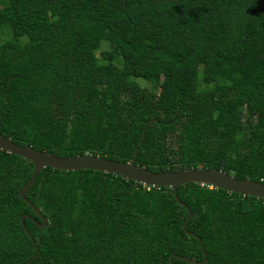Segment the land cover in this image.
I'll return each instance as SVG.
<instances>
[{
  "label": "trees",
  "instance_id": "obj_1",
  "mask_svg": "<svg viewBox=\"0 0 264 264\" xmlns=\"http://www.w3.org/2000/svg\"><path fill=\"white\" fill-rule=\"evenodd\" d=\"M0 133L61 157L264 182V0H0ZM0 150V264H264V200L41 169ZM40 253L21 225V215Z\"/></svg>",
  "mask_w": 264,
  "mask_h": 264
},
{
  "label": "water",
  "instance_id": "obj_2",
  "mask_svg": "<svg viewBox=\"0 0 264 264\" xmlns=\"http://www.w3.org/2000/svg\"><path fill=\"white\" fill-rule=\"evenodd\" d=\"M0 150H5L9 153L18 155L24 159L34 163L33 173L26 184L19 191V196L23 201L28 203L33 210L43 219L42 224H38L40 227H44L47 223V219L42 215L41 211L30 201L25 193L34 183L38 172L46 167H51L57 170L63 171H78V170H94L106 173H112L120 175L125 179L133 182L143 184L148 187H170L173 192L174 198L182 206L188 210V216L183 224V229L192 236H195L201 243L200 238L193 232L186 229V225L192 216L190 208L182 202L177 195V187L186 183H197L201 185H208L217 189H222L227 192L237 193L243 196H254L262 198L264 200V182L254 181L250 179H237L233 175L228 174L224 170H218L214 168L197 167L187 168L176 171L166 172H153L148 169L135 165V154L133 153L132 159L129 162H121L113 159H108L101 156H93L91 154H85L81 156L61 157L50 154L48 152L38 151L31 146L19 145L13 142L10 138L0 133ZM27 214H22L20 221L25 232L28 234L33 246L36 249V254L32 258H36L40 251L35 244L32 234L29 232L24 219L28 218ZM204 254V260L197 262L193 259L183 257L182 259L186 262L193 263H205L206 252L202 245Z\"/></svg>",
  "mask_w": 264,
  "mask_h": 264
},
{
  "label": "rangeland",
  "instance_id": "obj_3",
  "mask_svg": "<svg viewBox=\"0 0 264 264\" xmlns=\"http://www.w3.org/2000/svg\"><path fill=\"white\" fill-rule=\"evenodd\" d=\"M0 34H1V32H0Z\"/></svg>",
  "mask_w": 264,
  "mask_h": 264
}]
</instances>
